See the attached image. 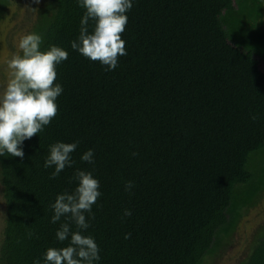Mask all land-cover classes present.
I'll return each mask as SVG.
<instances>
[{
	"label": "trees",
	"instance_id": "trees-1",
	"mask_svg": "<svg viewBox=\"0 0 264 264\" xmlns=\"http://www.w3.org/2000/svg\"><path fill=\"white\" fill-rule=\"evenodd\" d=\"M82 13L75 0H39L14 15L18 37L38 32L68 58L56 116L22 160L0 157V264L67 244L49 205L75 187L74 169L100 183L85 233L99 264H208L264 200V0H133L113 71L70 48ZM57 141L79 143L73 167L50 179L42 164ZM90 148L94 165L80 160ZM231 264H264V216Z\"/></svg>",
	"mask_w": 264,
	"mask_h": 264
},
{
	"label": "clouds",
	"instance_id": "clouds-1",
	"mask_svg": "<svg viewBox=\"0 0 264 264\" xmlns=\"http://www.w3.org/2000/svg\"><path fill=\"white\" fill-rule=\"evenodd\" d=\"M75 2L83 13L78 36L69 42L70 48L90 61L99 62L105 71H113L118 58L127 54L121 34L133 0ZM42 43L43 37L38 32L21 34L15 44L17 51L6 62L8 76L0 84V157L22 160L24 142L42 132L57 114L56 100L63 87L55 82L56 68L68 58V51L58 45L42 49ZM78 143L57 141L48 146L42 167L52 169L50 179L58 177L66 167H73L72 153ZM80 160L94 165L93 150L83 152ZM71 179L75 187L70 192L57 194L49 205L52 210L50 223L60 222L55 239L61 243L67 241V244L47 248L42 258L35 259L33 264H99V246L92 235L85 233L94 218L92 206L102 195L100 183L91 171L82 169H74ZM133 186L131 181H126L124 189L131 191ZM123 214L130 216L131 211L125 209Z\"/></svg>",
	"mask_w": 264,
	"mask_h": 264
},
{
	"label": "rangeland",
	"instance_id": "rangeland-1",
	"mask_svg": "<svg viewBox=\"0 0 264 264\" xmlns=\"http://www.w3.org/2000/svg\"><path fill=\"white\" fill-rule=\"evenodd\" d=\"M34 2L35 0H10L5 16L0 19V84H3L7 79L6 62L10 58V54L17 51L15 44L19 32L15 30L25 26L17 23L14 15H25L30 11V6ZM13 33L17 34L14 38L9 39L11 43H8V36ZM263 216L264 200L259 206L252 208L244 215L237 230L232 233L227 249L221 251L208 264H231L241 257L246 251L249 234L252 232L253 227L262 220Z\"/></svg>",
	"mask_w": 264,
	"mask_h": 264
}]
</instances>
